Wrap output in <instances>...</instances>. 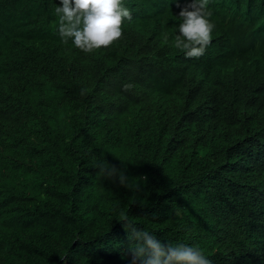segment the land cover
Listing matches in <instances>:
<instances>
[{"label": "trees", "instance_id": "trees-1", "mask_svg": "<svg viewBox=\"0 0 264 264\" xmlns=\"http://www.w3.org/2000/svg\"><path fill=\"white\" fill-rule=\"evenodd\" d=\"M219 1L187 59L175 0H124L123 38L92 54L62 42L59 0H0V264H132L125 218L264 264V0H223L230 22Z\"/></svg>", "mask_w": 264, "mask_h": 264}, {"label": "clouds", "instance_id": "clouds-1", "mask_svg": "<svg viewBox=\"0 0 264 264\" xmlns=\"http://www.w3.org/2000/svg\"><path fill=\"white\" fill-rule=\"evenodd\" d=\"M223 0L216 2L220 8L216 16L225 21H233L230 9L226 10ZM175 0L178 14L175 24L179 32L174 38V47L182 51L187 59H198L205 54L209 45L213 44L212 22L208 11L209 0ZM183 5V6H182ZM182 6V7H181ZM58 17V33L63 43L69 40L75 48L85 54H92L100 49H107L123 38V23L131 20L132 14L124 5V0H59L55 8ZM220 41L224 36L233 33L220 32ZM165 42L168 36H164ZM133 87L131 84L123 85L125 90ZM86 89H81V95ZM98 174L104 178L119 183L121 187L139 190V186L130 182L126 171L117 164H98ZM127 233L128 252L131 254L132 264H211L203 250L198 246L183 243H161L154 234L137 227L130 221L122 222Z\"/></svg>", "mask_w": 264, "mask_h": 264}]
</instances>
